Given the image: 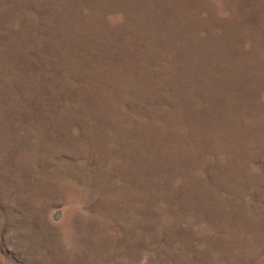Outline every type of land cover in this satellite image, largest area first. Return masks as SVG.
Instances as JSON below:
<instances>
[{"label":"rangeland","instance_id":"rangeland-1","mask_svg":"<svg viewBox=\"0 0 264 264\" xmlns=\"http://www.w3.org/2000/svg\"><path fill=\"white\" fill-rule=\"evenodd\" d=\"M0 264H264V0H0Z\"/></svg>","mask_w":264,"mask_h":264}]
</instances>
